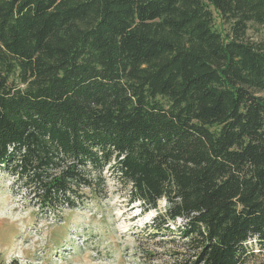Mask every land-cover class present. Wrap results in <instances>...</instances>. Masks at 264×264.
Masks as SVG:
<instances>
[{
  "label": "trees",
  "instance_id": "obj_1",
  "mask_svg": "<svg viewBox=\"0 0 264 264\" xmlns=\"http://www.w3.org/2000/svg\"><path fill=\"white\" fill-rule=\"evenodd\" d=\"M252 25L264 28V0H0V167L53 214L81 209L108 167L158 210L149 233L191 245L188 264L256 259L264 44Z\"/></svg>",
  "mask_w": 264,
  "mask_h": 264
},
{
  "label": "rangeland",
  "instance_id": "obj_2",
  "mask_svg": "<svg viewBox=\"0 0 264 264\" xmlns=\"http://www.w3.org/2000/svg\"><path fill=\"white\" fill-rule=\"evenodd\" d=\"M220 22V18H217ZM248 39L264 44V28L252 25ZM98 191L85 189L81 209L58 214L40 212L35 196L0 167V262L18 264H188L191 245L178 234L149 233L158 210L131 202L129 188L108 167ZM97 192L99 194H97ZM166 200L159 202L164 211ZM183 224L181 219L171 227ZM255 239L249 249L258 252ZM244 264H264V253Z\"/></svg>",
  "mask_w": 264,
  "mask_h": 264
}]
</instances>
